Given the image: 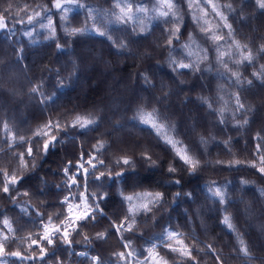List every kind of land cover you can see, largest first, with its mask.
<instances>
[{
	"label": "trees",
	"instance_id": "trees-1",
	"mask_svg": "<svg viewBox=\"0 0 264 264\" xmlns=\"http://www.w3.org/2000/svg\"><path fill=\"white\" fill-rule=\"evenodd\" d=\"M0 21V264H264V0H0ZM92 154L91 211L50 241Z\"/></svg>",
	"mask_w": 264,
	"mask_h": 264
},
{
	"label": "rangeland",
	"instance_id": "rangeland-1",
	"mask_svg": "<svg viewBox=\"0 0 264 264\" xmlns=\"http://www.w3.org/2000/svg\"><path fill=\"white\" fill-rule=\"evenodd\" d=\"M64 1H68V0H64ZM0 25H1V21H0ZM112 79H114V78H112ZM93 166L94 165H91L89 167L87 165V163L81 161L79 163V165H78V168L80 169V172L82 174H84V173L88 174L89 170ZM77 173H78V171L76 173H72L71 174L72 177L70 178L71 183L75 182L76 188L65 199L66 203H67L68 217L64 221V223L62 225H59V227H58V229L61 230V232L66 234V235L68 233V228L73 227V225L76 223L77 219L80 218V216L86 215L91 210V208H90L91 206L89 205L88 199H87V196H86V191H85V188H84L85 186H84V184H81L80 179L78 178L77 175H75ZM81 185L83 186V189H82ZM77 189L78 190L80 189L79 195L77 194ZM53 229L54 228H52V227L46 226L44 228V235L45 236H50V232Z\"/></svg>",
	"mask_w": 264,
	"mask_h": 264
}]
</instances>
